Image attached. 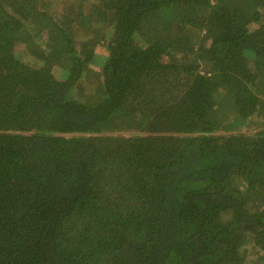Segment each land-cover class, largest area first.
I'll use <instances>...</instances> for the list:
<instances>
[{"label":"trees","instance_id":"1","mask_svg":"<svg viewBox=\"0 0 264 264\" xmlns=\"http://www.w3.org/2000/svg\"><path fill=\"white\" fill-rule=\"evenodd\" d=\"M0 264H264V0H0Z\"/></svg>","mask_w":264,"mask_h":264}]
</instances>
